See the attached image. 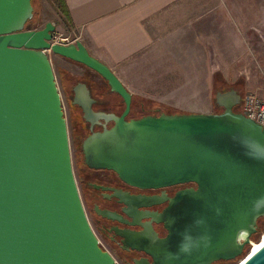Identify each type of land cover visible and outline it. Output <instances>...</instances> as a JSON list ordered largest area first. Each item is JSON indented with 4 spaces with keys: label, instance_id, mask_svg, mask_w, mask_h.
I'll return each mask as SVG.
<instances>
[{
    "label": "water",
    "instance_id": "obj_1",
    "mask_svg": "<svg viewBox=\"0 0 264 264\" xmlns=\"http://www.w3.org/2000/svg\"><path fill=\"white\" fill-rule=\"evenodd\" d=\"M33 13L32 0H0V264H116L80 198L49 53L99 75L124 104L119 116L94 113L86 85L74 87L71 103L85 120L112 122L83 140L86 166L113 171L138 188L194 186L155 215L164 238L151 229L127 234L152 261L136 264L247 258L264 218V127L238 111L240 96L217 92L218 113L127 120L132 95L116 75L80 41L51 44V22L27 29ZM243 264H264V244Z\"/></svg>",
    "mask_w": 264,
    "mask_h": 264
},
{
    "label": "crops",
    "instance_id": "obj_2",
    "mask_svg": "<svg viewBox=\"0 0 264 264\" xmlns=\"http://www.w3.org/2000/svg\"><path fill=\"white\" fill-rule=\"evenodd\" d=\"M64 1L70 36L131 95L184 113L208 111L205 81L220 66L213 35L219 11L210 0Z\"/></svg>",
    "mask_w": 264,
    "mask_h": 264
},
{
    "label": "flooded vegetation",
    "instance_id": "obj_3",
    "mask_svg": "<svg viewBox=\"0 0 264 264\" xmlns=\"http://www.w3.org/2000/svg\"><path fill=\"white\" fill-rule=\"evenodd\" d=\"M72 75L75 77V81L69 83L66 99L75 121L73 132L76 139L79 140L77 154L81 158V164L76 183L90 226L101 247L113 257L116 264H136L145 261L151 263L149 255L131 246L127 234H137L143 230L151 229L158 238H164L167 231L163 224L155 220V215L162 213L168 207L169 200L177 192L194 186L184 184L162 188H138L124 183L113 171L86 166L83 162L81 148L83 140L94 133L104 132V128H110L112 122L105 123L104 119L94 120L92 118H89L88 121L85 120L82 108L71 103L74 97V87L79 83L86 85L93 101L90 108L94 113L119 116L123 110L117 111L118 106L109 95H104V91L100 92L89 83L88 79L96 82L97 80L87 75ZM140 108V112H144V104H141ZM144 113L134 116L130 110L127 120L152 115Z\"/></svg>",
    "mask_w": 264,
    "mask_h": 264
},
{
    "label": "rangeland",
    "instance_id": "obj_4",
    "mask_svg": "<svg viewBox=\"0 0 264 264\" xmlns=\"http://www.w3.org/2000/svg\"><path fill=\"white\" fill-rule=\"evenodd\" d=\"M32 2L34 9L33 20L35 24L31 25V29H40L45 23L51 22L55 27L54 34L61 35L62 37L68 38V40L73 39L69 34L66 22L62 19L61 14L51 0H32ZM209 5L217 8L219 11V15L215 17L219 22L218 26H215L213 35L215 37V43L219 45L218 49L214 48V50L218 53L217 58L220 66L218 67L219 70L212 74L211 79L205 81L206 87L208 88L207 85L210 86L209 91L206 90L207 93L205 96V104L208 106V111L202 110L195 114L220 112L221 108L218 107L215 100L216 93L230 91L231 84L242 83L244 91L245 80L237 76L238 71L244 65L251 66L249 84L251 87H256L257 83H259V69H257V65H264V0H210ZM207 25L212 30L211 21ZM49 57L61 93L64 115L68 126L72 166L77 180V173L79 172V165L81 164V158L77 154L79 140L76 139V135L73 132L75 130V121L72 117V111L69 108L68 101L60 87L58 72L59 70H64L71 75L93 76L92 78L97 81L99 78L87 69L63 61L51 53ZM215 73L220 74L221 80L218 87L214 86L213 75ZM132 96L134 103L144 104L146 108L152 111V115H158L167 109L172 110L171 114L184 113L172 108L170 105L155 102L136 94ZM149 101L152 102L149 103ZM157 104L162 106L160 107ZM131 114L140 116L143 113L135 111ZM263 234L264 227H262L259 237L262 238ZM251 242L252 245L257 243L254 240ZM228 264H234V262Z\"/></svg>",
    "mask_w": 264,
    "mask_h": 264
},
{
    "label": "trees",
    "instance_id": "obj_5",
    "mask_svg": "<svg viewBox=\"0 0 264 264\" xmlns=\"http://www.w3.org/2000/svg\"><path fill=\"white\" fill-rule=\"evenodd\" d=\"M51 1L56 6V8L59 11V13L66 18L67 17V8H66L65 1L64 0H51ZM34 22L35 21L32 18L30 21L27 22L26 28L27 29H31V25L35 24ZM80 66H82V65H80ZM94 74L99 78V81L96 82V81H93L92 79H88L89 83H91L95 88L99 89L100 92L104 91V95H106V96L109 95V97L112 99V101L115 102V104H117V106H118L117 111H119V112L122 111L123 108H124V104H123L122 100L120 99V97H118L116 94L110 92L106 81H104L96 73H94ZM58 77H59L58 80H59L60 87L62 88V91H63L64 96L66 98L67 92H68V89H69L68 85H69L70 82H74L75 81V77L73 75L69 74L68 72L64 71V70H59ZM213 78H214V86L218 87L219 86L218 84H219V82L221 80L220 79V74L215 73L213 75ZM231 86H232L231 90L235 91L241 97L242 94H243L242 83L231 84ZM221 93H224V92H221ZM133 100L134 99H133V96H132L131 113H133L135 111L140 112L141 104L134 103ZM150 102H152V101H149V103ZM157 105L160 106V107L162 106L160 104H157ZM143 109H144L145 113L144 112H142V113H144V114H152V112H150L149 109L146 108L145 106H144ZM171 112H172V110L170 111V109H167L165 112H162V113L171 114ZM262 227H264V218H261V219L258 220V222H257V233L254 236H252L251 240H254V241L258 242L259 235H260V232L262 230ZM230 262L233 263L234 261H230ZM230 262H217V263H214V264H228Z\"/></svg>",
    "mask_w": 264,
    "mask_h": 264
},
{
    "label": "built area",
    "instance_id": "obj_6",
    "mask_svg": "<svg viewBox=\"0 0 264 264\" xmlns=\"http://www.w3.org/2000/svg\"><path fill=\"white\" fill-rule=\"evenodd\" d=\"M75 41L76 39L68 40V38L62 37L61 35L53 34L50 43L55 44L64 42L69 44ZM257 69H259V83H257L256 87L253 86L254 88L249 84L251 66L244 65L242 69L238 71L237 76L245 80L244 91L240 97L238 111L246 118L264 127V65H257Z\"/></svg>",
    "mask_w": 264,
    "mask_h": 264
},
{
    "label": "bare ground",
    "instance_id": "obj_7",
    "mask_svg": "<svg viewBox=\"0 0 264 264\" xmlns=\"http://www.w3.org/2000/svg\"><path fill=\"white\" fill-rule=\"evenodd\" d=\"M263 244H264V234H263V236H262L260 242H258V243H254V244L251 246V250H250V252L248 253L247 258H248L251 254H253L256 250H258ZM247 258L242 259V260L239 261L237 264H243Z\"/></svg>",
    "mask_w": 264,
    "mask_h": 264
}]
</instances>
